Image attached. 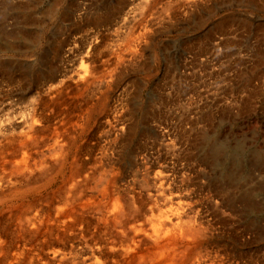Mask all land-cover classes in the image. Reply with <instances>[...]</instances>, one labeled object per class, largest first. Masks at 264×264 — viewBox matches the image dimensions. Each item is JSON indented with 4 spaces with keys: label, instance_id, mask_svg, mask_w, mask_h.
I'll list each match as a JSON object with an SVG mask.
<instances>
[{
    "label": "bare ground",
    "instance_id": "obj_1",
    "mask_svg": "<svg viewBox=\"0 0 264 264\" xmlns=\"http://www.w3.org/2000/svg\"><path fill=\"white\" fill-rule=\"evenodd\" d=\"M80 1L67 2L62 19L88 28L79 37L50 33L26 58L8 52L41 41L39 32L24 33L28 3L19 5L20 20L0 6V264H264V216L251 213L264 209V179L258 189L248 185L251 168L244 175L232 162L211 175L215 150L199 160H178L179 152L152 160L135 147L144 129L172 153L194 128L207 139L209 100L182 96L181 88L176 111L152 92L141 98L144 79L126 75L150 68V28L136 27L132 9L123 12L127 0L102 9ZM181 1L166 3L170 14L195 0ZM114 16L115 38L90 29L110 27Z\"/></svg>",
    "mask_w": 264,
    "mask_h": 264
},
{
    "label": "rangeland",
    "instance_id": "obj_2",
    "mask_svg": "<svg viewBox=\"0 0 264 264\" xmlns=\"http://www.w3.org/2000/svg\"><path fill=\"white\" fill-rule=\"evenodd\" d=\"M52 1L0 0V6L6 2L11 7L7 11L10 13H7V16L13 15L17 17V20L24 16L19 13V8L28 3V8L25 7V11H29L25 16L29 18L28 22L30 23L23 27L24 33L29 38L39 32L41 38L40 43L27 52L10 51L8 54L17 58H26L44 48L45 39L50 33L54 37L57 35L63 37L71 31V35L79 37L83 32L82 28H88V26H81L73 30L79 20L68 17L62 19L69 11L70 0H62L58 4V8L56 7L53 13L49 14L47 11ZM108 1L110 3L111 0H81L80 2L86 3L89 9L93 7L102 9L104 5L109 4ZM169 1H153L152 8L145 7L143 0L126 1V9L124 8L123 12L133 10L131 12L137 18L134 22L136 27L150 28V39L145 44L144 59L147 61V66L151 68L143 72L129 70L126 78L144 79L145 84L140 91L141 98H147L148 94L152 92L163 103L170 104L172 101L170 106H173L176 111L181 109L178 93L181 88L182 91H186V94L183 93L182 96H193V99L206 97L209 100L208 105H210L207 113L213 117V122L205 120L206 123L204 121L205 125L202 130L207 135V139L201 141L199 132V135L197 134V128H194L188 136L189 139L185 143L183 141L182 148L180 146L181 149H177L173 153L171 149H168L167 152L164 144L158 140L156 142L145 132L146 129L134 140L135 147L139 153L151 152L149 154H152V160H174L176 152H179L180 155L178 160H189V158L190 160H199L200 157L203 158L209 154V150H215L212 157L207 159L214 160L212 170H209L211 175L219 173L222 168L229 166L228 164L232 162L234 169L238 165L243 169L242 174L244 175H247V170L251 168L250 172L253 171V173L251 172L253 178L248 185H254L257 188L255 185L257 183L259 185L264 179L263 0H195L192 5L189 3L188 6L186 4L184 7H178L179 9L177 8L173 14H170L169 8H166V3L168 5ZM177 1L182 3L181 0ZM30 4L33 8L30 7ZM86 10L88 9L86 8ZM151 11L155 16L151 14ZM156 15L160 16V20L157 21ZM115 16L108 22L110 31L104 25L90 29L109 33L111 38H115L116 31L114 30L117 27L115 25L117 17ZM32 17H35L33 19L36 22H33ZM144 17H148V19H144ZM142 19L144 21H141ZM222 19H225L226 23L219 29L217 24ZM159 22L161 23L156 24ZM18 26L19 24H11L10 29H17ZM126 27L124 28L125 32H129L131 27L130 29ZM30 30L34 33H29ZM113 34L114 36H112ZM149 51H153L156 55V66L152 65ZM143 110L144 106L142 105L138 113L140 114ZM140 155L144 157L142 154ZM248 160L252 162H247V164ZM246 164L249 166L247 167ZM252 164L253 167H251ZM254 173L257 174L253 175ZM259 190L256 191V195L260 198L262 195H258ZM251 213L258 219V217L264 216V209ZM253 246L259 247L261 251L259 243H253Z\"/></svg>",
    "mask_w": 264,
    "mask_h": 264
}]
</instances>
